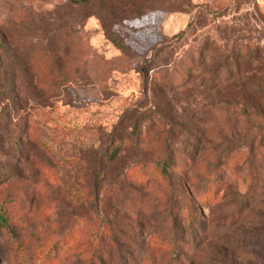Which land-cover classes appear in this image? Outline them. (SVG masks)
<instances>
[{
    "label": "rangeland",
    "instance_id": "1",
    "mask_svg": "<svg viewBox=\"0 0 264 264\" xmlns=\"http://www.w3.org/2000/svg\"><path fill=\"white\" fill-rule=\"evenodd\" d=\"M76 1L0 0V264H264V0L125 8L106 25L127 54ZM157 47L187 88L139 71ZM121 117L132 143L103 165Z\"/></svg>",
    "mask_w": 264,
    "mask_h": 264
},
{
    "label": "trees",
    "instance_id": "2",
    "mask_svg": "<svg viewBox=\"0 0 264 264\" xmlns=\"http://www.w3.org/2000/svg\"><path fill=\"white\" fill-rule=\"evenodd\" d=\"M149 0H77L76 3L84 6V7H89L91 5H96L99 8V11L103 12L100 14V18L103 22V25L106 28L107 36L108 38L113 41L119 48L122 49L124 53L127 54V52L130 51V45L127 41H124L118 37V35L109 29V27L106 25V21H109V17H111L112 21H118L122 19V12L123 10L128 9L130 7L131 14H141L142 9H145V4ZM157 0H153L150 2H156ZM180 1V0H179ZM146 2V3H145ZM182 3V1H180ZM105 15V18H104ZM105 22V24H104ZM156 54L152 58H144L143 63L139 64L137 67L139 71L144 74V76L149 77L151 75V71H153V74L156 76V79L162 77L160 76L162 70L160 71L161 64L159 63V58H160V49L157 47L156 48ZM161 60L163 61L162 57ZM159 71V72H158ZM153 75V76H154ZM218 84L222 82V80H228L227 78H223V76H215ZM155 79V80H156ZM163 80L164 84H167L169 86L170 90H175V89H185L188 87L189 83V76L187 75L185 70L182 71H175L174 73H171L167 77H162L161 81ZM154 84L157 86V82H154ZM251 91L255 92V96L257 97L259 94L256 92L254 89H251ZM6 95L5 90H0V98L3 101L4 96ZM251 97V98H254ZM127 117H121V120L117 124V126L114 127V129L110 132H108V137L111 141V146L109 149V152L105 154V159H102L101 164L104 165L105 162H113L114 160L118 159L120 156L122 150H124L129 143H132L130 136H126L128 132L132 133L129 131V128L132 127L130 123H126ZM133 134V133H132ZM239 157V156H238ZM241 156L237 159L236 161H233V164L238 163L241 159ZM244 161V160H243ZM231 164V166H234ZM106 165V163H105ZM166 166V163H165ZM222 161L221 159H217L215 162V171L210 178L211 181L213 182L214 187L212 191H210L209 195H212L211 200H215L218 196L219 193L221 192V188L223 184V177L222 174L225 172L224 169H222ZM0 172L1 173H6L0 166ZM11 172V171H9ZM135 174H139L140 171H135L133 172ZM161 173L164 175V177L168 174L167 168H162ZM134 177V175H133ZM132 177V178H133ZM7 176L5 175V179ZM246 179V178H244ZM1 180V179H0ZM6 181V180H4ZM148 183L149 181L147 180V177L145 181H141V183ZM213 186V185H212ZM8 208H3V212L0 213V227H4L6 229L11 230L12 228V218L9 215V210ZM81 246L78 247L80 249ZM181 249V248H179ZM171 256H175L176 252L181 254L180 250L174 249L172 251ZM104 251H102L100 248L96 250H85L82 252V255L86 257V260L88 261L89 264H104V259L102 254ZM81 254V252H79ZM177 262H173V264H183L181 259H176Z\"/></svg>",
    "mask_w": 264,
    "mask_h": 264
}]
</instances>
